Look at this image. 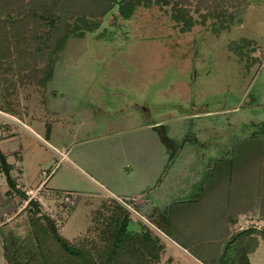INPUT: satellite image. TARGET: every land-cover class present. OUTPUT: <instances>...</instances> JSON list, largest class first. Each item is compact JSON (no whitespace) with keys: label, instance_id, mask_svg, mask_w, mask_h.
I'll list each match as a JSON object with an SVG mask.
<instances>
[{"label":"rangeland","instance_id":"1","mask_svg":"<svg viewBox=\"0 0 264 264\" xmlns=\"http://www.w3.org/2000/svg\"><path fill=\"white\" fill-rule=\"evenodd\" d=\"M217 1L152 3L123 18L109 0H47L55 13L70 17L71 28L51 79L40 85L45 65L23 62L14 49L0 65V108L39 119L34 128L50 132L53 147L32 143L23 169L35 182L49 174L38 204L69 242L94 252L107 243V229L113 235L126 217L132 241L156 246L146 264H195L169 242L180 246V202L202 193L204 172L225 153L240 161L235 183L243 175L260 179L264 128L252 123L264 121V0ZM247 143L257 147L247 152ZM106 189L127 192L119 200L127 208ZM204 198L202 209L225 206L224 197L207 192ZM203 213L199 208L198 216ZM31 215L13 217L7 230L24 249L41 244L57 257L44 220ZM141 251L122 263L137 264L148 255ZM248 261L264 264L263 240Z\"/></svg>","mask_w":264,"mask_h":264},{"label":"trees","instance_id":"2","mask_svg":"<svg viewBox=\"0 0 264 264\" xmlns=\"http://www.w3.org/2000/svg\"><path fill=\"white\" fill-rule=\"evenodd\" d=\"M109 1L113 4H118L119 12L123 18H129L139 6H149L152 3L168 5L174 0ZM193 1L197 5L199 3L203 4L206 0H180V6H190ZM223 1L225 0L217 2L224 4L225 2ZM175 4L174 2L173 7ZM53 7V3L48 4L47 0H0V15L4 16H0V65L10 62L8 59L12 55L11 49L15 50L14 54L23 62L43 63L45 65L43 76L38 79L39 84L42 86H45L46 82L51 79L57 63L56 55L71 32L68 23L70 17L55 13ZM180 11L184 14L183 16L181 13L180 20L185 23L187 28H190L193 24L192 20L189 17H185L186 11L184 12L183 9H180ZM58 26H61V28ZM19 36L22 37L23 42H21ZM18 58L17 61L22 62ZM259 124L264 128V121L252 123V126L257 127ZM256 133L254 131L251 132L249 138H253ZM47 135H49V130L46 132ZM245 145H247V152L257 147L251 143ZM262 157L264 159V155ZM215 164L218 168L222 167L224 169L227 165L232 166V169H234L233 161L226 159L224 156L216 160ZM0 168L6 178L8 194L14 192L21 198H26L25 193L16 187L15 179L10 175L11 166L6 162L5 156L1 151ZM263 175L264 171L260 176L261 179H259V187L264 186ZM202 190L205 189L203 188ZM202 194L197 193L191 201L201 198ZM24 211L32 214L31 218L36 219L40 216L44 220L51 244L52 246H57L59 253L56 254L57 257H54L55 253L47 250V248L44 250L41 244L36 245L34 249L25 248V250L21 246L22 244L19 243L18 237L4 228L0 231V240L2 256L6 264H97V259L100 261L99 264H105V262L106 264H123V258L127 257L131 252L134 253L139 247H142V251L144 249L148 255L145 254L143 257L138 258L136 263L146 264V258L152 256L154 247H156L153 241H150V244L148 242L149 247L144 242L137 245L138 243L132 241L133 238L126 232L128 221L124 217L119 221V225L113 228V235H110L111 231L107 229L106 235H109V238L105 237L107 243L105 245H96V250L94 248V252H92L86 248L74 245L61 236L53 221L41 213L40 205L36 201L30 199ZM160 221H157L158 225H161ZM104 230L105 228L102 233H104ZM222 231L221 234H226L227 229ZM190 234L185 235L184 230H180V246L188 249V252L201 264H250L248 255L258 247L260 239L264 242V229H257L251 226L235 231L222 242L217 243L206 240L202 242V239L198 240L193 236L191 237ZM143 236L140 237L142 238ZM154 257L157 258V254H154Z\"/></svg>","mask_w":264,"mask_h":264},{"label":"crops","instance_id":"3","mask_svg":"<svg viewBox=\"0 0 264 264\" xmlns=\"http://www.w3.org/2000/svg\"><path fill=\"white\" fill-rule=\"evenodd\" d=\"M38 121L40 120L33 118L27 119L23 114H16L15 112L0 108V151L5 156L6 162L11 166L10 175L15 179L16 187L23 191L26 197L21 198L14 192L8 194L6 178L0 168V231H2L4 228H9V222L13 217L25 212L24 209L28 202L26 190H34L38 187L42 188L47 185L48 179L46 178L49 174H47L41 181L39 180L35 182L34 180H31L32 178H26L25 170L23 169V166L27 162V157H30L34 154L35 150H29V148L32 146V143L38 145L44 144L47 147H53L49 143V138L51 136L50 132L49 135L44 136V134H41L37 129L34 128ZM39 148L41 147L38 146V150ZM181 148L182 147L180 146V149ZM178 149L179 147L174 149V152L178 151ZM175 155L176 153L174 156ZM226 155L227 154L225 153L224 157L228 159ZM172 158L173 156L170 158V162ZM215 162H212L211 166H208L207 171L204 172V176H206L208 183L207 186L205 185V190H202L203 187L201 186L203 193L201 198H197V200L193 202H187L189 200L180 202V228L184 230V234L189 235L191 233V237L193 236L198 240L202 239V242L206 240L212 243L222 242L233 232L241 230L238 229V227L240 226L239 223L244 218L255 219L256 221H253L256 222L258 226L261 224L264 225V186L259 187V179L252 182L251 177L245 178L243 175L240 181L235 183V175L238 168H236L237 165L235 164L240 161L233 162L234 169H232V166L227 165L224 167V169L222 167L218 168ZM263 162L264 159L261 161V166H264ZM40 163V161L37 162L36 165L39 164L37 167H40ZM258 168L259 164L257 165L256 174ZM40 170L43 173V169ZM253 178H258V175ZM91 180L99 187L103 188V184L99 183L98 181L96 182L93 179ZM248 180H250V184L253 185L252 187H250L251 185L249 186ZM219 182L223 184V188L218 187ZM249 189H251V191H249ZM206 190L209 195L214 196V199L218 198L219 196H221V198L224 197L225 206L223 209H219L218 206L202 209V200L205 199L204 197L207 193ZM106 191V193H108V195H110L114 200H118L121 206L127 208V205H124L120 202L122 198L129 196L127 192L121 190V192L115 194L111 190L106 189ZM130 195H132L130 196L132 201L143 204L142 199L137 200L134 194ZM143 195H146V191L143 193ZM199 208L200 210H203L205 213H207V215L203 213L198 216L197 211ZM204 215L205 217H203ZM250 226L257 228L255 223L249 225L248 227ZM216 229H227V232L226 234L220 235L218 233L213 234L212 232ZM157 232L161 234L160 231ZM169 242L171 245L179 248L183 254L190 257L195 262V264H201L188 252V249L178 246L172 240ZM0 264H6L2 256L1 240Z\"/></svg>","mask_w":264,"mask_h":264},{"label":"built area","instance_id":"4","mask_svg":"<svg viewBox=\"0 0 264 264\" xmlns=\"http://www.w3.org/2000/svg\"><path fill=\"white\" fill-rule=\"evenodd\" d=\"M40 187L34 189V190H26V194L27 196H29V199H32V200H35L37 203L40 202V195L37 197V194L38 192L40 191ZM48 192V191H47ZM48 196L52 197L51 194L52 193H47ZM69 194L65 193V195H63L62 197V200H63V203L65 205H67L68 203H70V200H69V197H68ZM61 202V201H60ZM49 214H52V216L54 217L53 213H51V211L49 212ZM56 218V217H55ZM54 218V219H55ZM250 218H244L239 224L240 226L238 227V229H244V228H247L249 225L252 224V222L250 221ZM254 224V223H253Z\"/></svg>","mask_w":264,"mask_h":264}]
</instances>
